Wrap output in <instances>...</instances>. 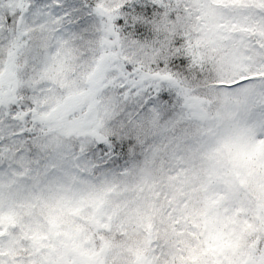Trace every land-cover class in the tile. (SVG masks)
Here are the masks:
<instances>
[{"label": "snow or ice", "instance_id": "6c2138e0", "mask_svg": "<svg viewBox=\"0 0 264 264\" xmlns=\"http://www.w3.org/2000/svg\"><path fill=\"white\" fill-rule=\"evenodd\" d=\"M0 264H264V0H0Z\"/></svg>", "mask_w": 264, "mask_h": 264}]
</instances>
